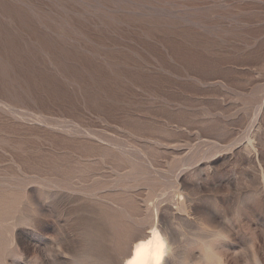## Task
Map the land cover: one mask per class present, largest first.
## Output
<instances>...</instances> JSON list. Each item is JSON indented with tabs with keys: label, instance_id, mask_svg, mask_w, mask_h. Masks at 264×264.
Masks as SVG:
<instances>
[{
	"label": "rangeland",
	"instance_id": "1",
	"mask_svg": "<svg viewBox=\"0 0 264 264\" xmlns=\"http://www.w3.org/2000/svg\"><path fill=\"white\" fill-rule=\"evenodd\" d=\"M243 178L264 187V0H0V264H115L147 225L230 218ZM245 207L219 264H264Z\"/></svg>",
	"mask_w": 264,
	"mask_h": 264
},
{
	"label": "clouds",
	"instance_id": "2",
	"mask_svg": "<svg viewBox=\"0 0 264 264\" xmlns=\"http://www.w3.org/2000/svg\"><path fill=\"white\" fill-rule=\"evenodd\" d=\"M215 197H231L233 200L232 215L225 217L222 222H212L208 214L194 216L187 214L184 219H177L171 225L170 230H159L154 240H141L137 242L132 254L127 259V264H219L222 261L218 248L221 241L231 239V231L225 227L232 222L241 224L246 214V204L264 202V187L255 185L247 179L237 180L234 188L219 190ZM214 197V198H215ZM213 206L221 210L219 203L214 199ZM194 251L199 252V258H192ZM45 256L49 260L64 255L60 245H50L45 250ZM16 260H22L20 253ZM31 264H42L35 253L31 257Z\"/></svg>",
	"mask_w": 264,
	"mask_h": 264
},
{
	"label": "bare ground",
	"instance_id": "3",
	"mask_svg": "<svg viewBox=\"0 0 264 264\" xmlns=\"http://www.w3.org/2000/svg\"><path fill=\"white\" fill-rule=\"evenodd\" d=\"M56 188V187H55ZM59 188V187H58ZM56 191V190H55ZM53 192V191H52ZM105 192V191H104ZM56 193V192H55ZM58 193H59V191H58ZM54 194V193H53ZM52 194V195H53ZM66 194V193H65ZM73 194V193H72ZM41 195V194H40ZM45 195V194H44ZM74 195V194H73ZM70 196L69 198L71 199V197H74V196ZM50 196V195H49ZM57 196V195H56ZM55 195H54V198L56 197ZM59 196V195H58ZM43 197V196H42ZM42 197H41V199H42ZM47 197V196H46ZM62 197V196H61ZM77 197V196H76ZM76 197H74L75 199H76ZM44 198V197H43ZM53 198V197H52ZM64 198V197H63ZM69 198L67 199V200H69ZM86 198V197H85ZM45 199V198H44ZM56 199H58L57 197H56ZM73 199V198H72ZM87 199V198H86ZM90 199V198H89ZM88 199V200H89ZM54 200V199H53ZM52 200V201H53ZM62 200H64V199H62ZM61 200V201H62ZM74 200V199H73ZM87 200V201H88ZM94 200V199H93ZM92 200V201H93ZM39 201H42V200H39ZM57 200H55L54 202H56ZM92 201H91V203H92ZM43 202V201H42ZM64 202H65V200H64ZM68 202V201H67ZM41 203V202H40ZM58 203H60V202H58ZM66 203V202H65ZM100 203H101V201H100ZM42 204V203H41ZM62 204H63V202H62ZM105 204V203H104ZM58 205V204H57ZM93 205V204H92ZM98 205V204H97ZM106 205V204H105ZM60 206H61V204H60ZM100 206V205H99ZM104 206V205H103ZM95 207H97L96 206V204H95ZM110 207V206H109ZM105 208V207H104ZM108 208V207H107ZM93 209H95L94 208V206H93V208H91V210L94 212L95 210H93ZM101 209H103V207L101 208ZM111 209V208H110ZM100 209H98V211H99ZM114 209H112V211H113ZM106 211V210H105ZM104 211V212H105ZM100 212V211H99ZM101 212L103 213V211L101 210ZM91 213V212H90ZM102 213H100L101 215L100 216H102ZM105 213H107V211L105 212ZM94 214L96 215V213L94 212ZM97 214H99V213H97ZM115 214V213H114ZM107 215V214H106ZM93 217V216H92ZM102 217H104V216H102ZM113 217V216H112ZM119 217V216H118ZM94 218H95V220H94V222H96L97 220H96V217L94 216ZM107 218V217H106ZM158 218V217H157ZM100 219H102L103 220V218H100ZM100 219H98V221H100ZM118 219H120V218H118ZM118 219H116L115 221H118ZM150 219V218H149ZM92 221H93V219H91ZM114 220V219H113ZM109 222L110 221H112V219H110L109 218V220H108ZM120 222L122 221V220H119ZM93 222V223H94ZM106 222V221H105ZM146 222V221H145ZM98 223V222H97ZM100 223V222H99ZM102 223H104L103 221L100 223V224H102ZM107 224H108V222H106ZM111 223V222H110ZM107 224L105 225V226H107ZM117 225L116 226H121V224H119L118 225V223H116ZM128 224V223H127ZM126 224V225H127ZM96 225H98V224H96ZM113 226V224H110V226ZM123 225H124V222H123ZM144 225H147L146 223L144 224ZM100 226V225H99ZM103 224H102V227L103 228H101L100 230H104V227H105ZM115 226V227H116ZM129 225H127L126 226V228H128V229H130L129 227H128ZM131 226H132V224H131ZM130 226V227H131ZM121 227H124L125 228V226H121ZM105 228H108V227H105ZM118 228V227H117ZM120 228V227H119ZM118 228V229H119ZM125 228V229H126ZM112 229H114V228H112ZM112 229H110V230H112ZM141 229H143V228H141ZM145 229V228H144ZM106 231H107V229H105ZM104 230V231H105ZM120 230V229H119ZM118 230V231H119ZM104 231H102V232H104ZM115 231H117L116 229H115ZM122 231V230H121ZM121 231H119V232H121ZM123 231H125V232H127L126 230H123ZM138 231V230H137ZM137 231H135V232H137ZM157 231H159L158 230V228L156 227V225H150L149 227H148V225H147V229H145V230H142L141 232H139V233H137V234H135V235H131V237H129V241H127L125 244L123 243L124 241H122V243L124 244V246H123V248H122V250H121V246H122V243H121V245L119 244V245H117V247L119 246V248H118V250H121V252L119 253V255H118V257H117V259H116V262H115V264H127V259L130 257V255L132 254V252H133V250H134V248L136 247V245H137V242L138 241H141V240H154L155 239V235H156V233H157ZM107 232H109L108 233V235L110 234V231H107ZM112 232V231H111ZM118 232V233H119ZM134 232V233H135ZM105 233V232H104ZM104 233H102V234H104ZM118 233L116 234L115 232H114V234L115 235H117V236H119L118 235ZM128 233V232H127ZM127 233H125V234H127ZM112 234H113V232H112ZM114 234H113V236H114ZM100 235V234H99ZM121 235V234H120ZM124 235V232H123V234H122V236ZM104 236V235H103ZM110 236V238H112V236L111 235H109ZM108 236V237H109ZM121 236V237H122ZM98 238H100V237H98ZM101 238H102V236H101ZM109 238V239H110ZM113 238H115V237H113ZM117 238V237H116ZM126 238V237H125ZM103 239V238H102ZM105 240H108V239H106V238H104ZM121 239V238H120ZM127 239H128V237H127ZM105 240H103L102 242H104ZM112 240V239H111ZM122 240V239H121ZM116 241V240H115ZM113 242V241H112ZM117 243H120L118 240L116 241ZM108 244H109V240H108V242H107ZM107 243H105V244H107ZM107 244V245H108ZM102 245H104V244H102ZM77 246V245H76ZM102 247V246H101ZM108 247V246H107ZM106 247V248H107ZM110 247V246H109ZM116 247V248H117ZM88 248H90V247H88ZM103 248V247H102ZM110 248H112V247H110ZM109 248V249H110ZM77 249V248H76ZM86 250V249H85ZM107 250V249H106ZM75 251V250H74ZM83 251H84V249H83ZM108 251V250H107ZM75 252H77V251H75ZM84 252H86V251H84ZM87 252H89V251H87ZM108 252H110V251H108ZM90 254V253H89ZM112 254V253H111ZM75 255L76 256H78L79 257V255L80 254H76L75 253ZM75 255H74V257H75ZM110 255V254H109ZM115 255H116V253H115ZM81 256V258H83V256H84V253H83V256L82 255H80ZM86 256V258L85 259H87V255H85ZM84 256V257H85ZM95 256L98 258V256L95 254ZM104 256V255H103ZM106 256V255H105ZM104 256V257H105ZM102 257V256H101ZM106 257H108V255L106 256ZM80 258V259H81ZM88 258H90V257H88ZM92 258V257H91ZM95 258V257H94ZM106 259V258H105ZM78 261H81V260H79V259H77ZM97 260V259H96ZM104 260V259H103ZM107 260V259H106ZM83 261V260H82ZM90 261V260H89ZM102 261V260H101ZM108 261V260H107ZM104 262V261H103ZM81 263V262H80ZM82 264H84V263H82ZM89 264H91V262L89 263ZM96 264V263H95ZM107 264V263H106ZM111 264V263H110Z\"/></svg>",
	"mask_w": 264,
	"mask_h": 264
}]
</instances>
